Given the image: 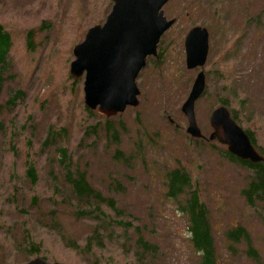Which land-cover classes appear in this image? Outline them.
I'll use <instances>...</instances> for the list:
<instances>
[{"label": "rangeland", "instance_id": "rangeland-1", "mask_svg": "<svg viewBox=\"0 0 264 264\" xmlns=\"http://www.w3.org/2000/svg\"><path fill=\"white\" fill-rule=\"evenodd\" d=\"M112 1L0 0V24L12 37L0 106L18 90L24 93L14 107L6 105L10 112L0 108V264L35 258L22 253L29 249L25 229L42 246L37 257L49 264H199L186 216L164 196V173L176 168L188 171L208 207L218 264H264V223L242 193L252 174L228 160L223 145L206 141L212 132L209 115L225 101L264 153V0H170L163 11L176 22L160 39L159 57L148 58L136 80L139 106L105 120L86 109L83 77H70L69 66L73 45L88 27L104 22ZM194 25L208 29L209 51L203 68L187 70L183 43ZM200 70L206 91L195 103V117L203 140L186 133L181 112ZM106 121L118 132L117 144L102 130ZM61 130L63 137L52 147V142L41 146L48 133ZM56 147L68 150L92 186L114 199L123 214L117 219L132 224L128 239L122 226L112 225L108 244L86 251L82 244L96 223L78 215L57 217L80 244L78 253L47 224L48 210H55L47 198L53 195L54 205L74 202L70 196L55 200L56 188H69ZM29 163L35 165V185L26 175ZM237 226L250 234L256 260L244 253L245 243L228 242L225 232ZM133 231L157 247L153 260L136 259Z\"/></svg>", "mask_w": 264, "mask_h": 264}, {"label": "water", "instance_id": "water-1", "mask_svg": "<svg viewBox=\"0 0 264 264\" xmlns=\"http://www.w3.org/2000/svg\"><path fill=\"white\" fill-rule=\"evenodd\" d=\"M169 0H113L103 24L88 28L83 41L72 48L70 64L73 78L84 76V104L90 111L97 109L107 118L123 113L127 107L139 104V89L135 83L145 67L147 57H156L161 35L176 21L168 19L162 6ZM209 33L196 25L185 36L186 68L193 70L205 65ZM205 90V75L199 72L181 106L187 119L186 133L194 139L203 138L197 127L194 104ZM212 133L208 141L217 140L228 152L250 164L264 162L247 134L231 118L225 106L216 107L209 117ZM25 264H48L35 258ZM59 264V263H53Z\"/></svg>", "mask_w": 264, "mask_h": 264}, {"label": "trees", "instance_id": "trees-1", "mask_svg": "<svg viewBox=\"0 0 264 264\" xmlns=\"http://www.w3.org/2000/svg\"><path fill=\"white\" fill-rule=\"evenodd\" d=\"M32 31L28 32L30 37ZM30 42V41H29ZM12 47L11 33L0 24V95L2 88L6 85L9 71L11 69V61L9 60V53ZM24 93L17 91L15 95L8 99V101L0 108H4L7 112H10L6 105H16L18 100H23ZM226 105V102H222ZM12 109V108H11ZM232 118L237 122L236 117L231 114ZM93 132L98 134L104 130L105 136H111V141L115 144L119 142L118 132L115 128L109 125V121H106L102 130L92 128ZM63 130L59 132H50L47 135L46 140L41 145L43 148L50 147L49 142L53 144L63 137ZM62 132V133H61ZM249 136L252 144L260 155L264 156L257 148L253 136L245 130ZM55 136H51L54 135ZM57 136V138H56ZM47 145V146H46ZM65 148L56 147L55 157L59 161L57 166L59 169L67 170V173H63L65 182L69 185L66 191H59L56 188V201H61L70 196L72 200L78 205V208L74 205V202L68 201L67 204H53L52 196L47 198L45 202L50 209L48 210L47 224H51L53 229L58 232V236L64 239L68 248L78 252L81 249L78 241L71 239V235L68 234L67 228L57 220V217H63L68 214L70 217L78 215L84 218H89L92 222L96 223L90 227V232L87 235L85 242H83V249L91 251L94 246L102 247L105 243L108 244V238L110 233L107 229L115 225L117 227L122 226L124 229L122 233L126 239L129 238V225L130 222L118 220L123 219V214L117 208L113 198H106L100 190L94 188L90 180L86 179L85 171L78 170L80 167L74 163L73 155L67 154ZM228 160L233 161L240 168L246 169L251 173L250 181L246 187L242 189L243 196L246 197V204L252 206L255 212V217L262 224L264 223V163L249 164L245 161H240L231 156L227 151L224 152ZM117 155L119 153L117 152ZM59 158H58V157ZM123 159V158H119ZM84 170V169H83ZM76 171V174L71 172ZM26 175L30 179L31 183L35 185L37 183V176L35 165L33 163L28 164ZM164 179L166 181L167 190L164 194L167 200L176 204L182 214L186 216L188 220V232L190 235V242L193 249L199 254V264H218L217 253L212 233V228L209 221V210L200 200V193L197 187L193 186L191 177L185 169L176 168L168 170L164 173ZM36 198L32 197L31 202ZM70 206V207H69ZM258 206L261 207V211L258 210ZM106 211L115 212L114 216H110ZM119 230V231H121ZM136 236L132 239V245L136 253V259L150 258L153 260V254L157 251V247L148 241L145 236L139 232H132ZM112 235H116V232H112ZM225 236L228 238V242L231 246L237 244H246L245 254L249 258L257 259L258 251L253 247V241L250 234L241 227H233L225 232ZM24 239L29 244V249L25 248L22 253L29 256H40L42 252V246L35 244L31 241L30 233L27 229L24 230ZM84 241V239H83ZM24 244L22 243V247ZM230 246V247H231ZM45 260L44 258H42ZM146 262V261H145Z\"/></svg>", "mask_w": 264, "mask_h": 264}, {"label": "bare ground", "instance_id": "bare-ground-1", "mask_svg": "<svg viewBox=\"0 0 264 264\" xmlns=\"http://www.w3.org/2000/svg\"><path fill=\"white\" fill-rule=\"evenodd\" d=\"M205 81H206V76H205Z\"/></svg>", "mask_w": 264, "mask_h": 264}, {"label": "flooded vegetation", "instance_id": "flooded-vegetation-1", "mask_svg": "<svg viewBox=\"0 0 264 264\" xmlns=\"http://www.w3.org/2000/svg\"><path fill=\"white\" fill-rule=\"evenodd\" d=\"M157 57H159V55H157Z\"/></svg>", "mask_w": 264, "mask_h": 264}]
</instances>
